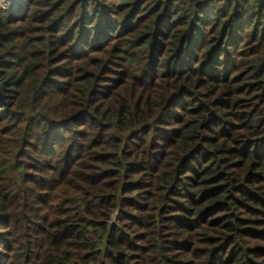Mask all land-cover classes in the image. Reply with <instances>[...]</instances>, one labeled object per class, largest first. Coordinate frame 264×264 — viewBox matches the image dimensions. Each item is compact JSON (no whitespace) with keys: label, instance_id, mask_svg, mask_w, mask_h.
Here are the masks:
<instances>
[{"label":"trees","instance_id":"16d2710c","mask_svg":"<svg viewBox=\"0 0 264 264\" xmlns=\"http://www.w3.org/2000/svg\"><path fill=\"white\" fill-rule=\"evenodd\" d=\"M0 264H264V0L0 4Z\"/></svg>","mask_w":264,"mask_h":264},{"label":"rangeland","instance_id":"374dc122","mask_svg":"<svg viewBox=\"0 0 264 264\" xmlns=\"http://www.w3.org/2000/svg\"><path fill=\"white\" fill-rule=\"evenodd\" d=\"M12 2L13 0H5V1L0 0V4H4V5L11 4Z\"/></svg>","mask_w":264,"mask_h":264}]
</instances>
